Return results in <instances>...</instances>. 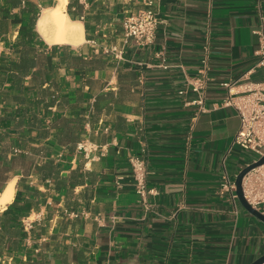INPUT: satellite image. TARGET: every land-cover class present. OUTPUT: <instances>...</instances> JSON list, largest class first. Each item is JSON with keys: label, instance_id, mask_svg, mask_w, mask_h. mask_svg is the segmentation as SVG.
<instances>
[{"label": "crops", "instance_id": "obj_1", "mask_svg": "<svg viewBox=\"0 0 264 264\" xmlns=\"http://www.w3.org/2000/svg\"><path fill=\"white\" fill-rule=\"evenodd\" d=\"M54 0H0V264H251L264 223L221 194L250 163L225 83L264 80V0H67L77 44L36 30ZM206 61V64L203 61ZM205 80L203 105L189 83ZM84 145L89 153L78 150ZM146 166L145 200L130 159ZM264 215V204L258 207Z\"/></svg>", "mask_w": 264, "mask_h": 264}, {"label": "built area", "instance_id": "obj_2", "mask_svg": "<svg viewBox=\"0 0 264 264\" xmlns=\"http://www.w3.org/2000/svg\"><path fill=\"white\" fill-rule=\"evenodd\" d=\"M155 2L156 0H143V9L126 15L122 21L125 37L133 39L140 46H149L154 42L156 28L160 23ZM256 34L264 42V34L262 32ZM261 54L263 58L259 65L264 64V51ZM203 63L206 64V61L204 60ZM223 86L227 88V96L222 105L232 108L239 120V129L232 139L228 152L238 147L256 154L257 159L248 163L247 167L264 157V80L248 83L241 91H235L232 83H225ZM189 87L198 96L194 103L202 106L205 80L195 79L189 83ZM83 149L86 156L89 152L85 150L84 145L79 144L78 150ZM129 162L136 193L145 200L148 194H153V190L146 189V166L139 157H133ZM241 187L245 201L258 210V207L264 204V164L247 172L242 178ZM220 191L221 194L229 195L232 201L237 200L235 183L227 175L222 178Z\"/></svg>", "mask_w": 264, "mask_h": 264}, {"label": "bare ground", "instance_id": "obj_3", "mask_svg": "<svg viewBox=\"0 0 264 264\" xmlns=\"http://www.w3.org/2000/svg\"><path fill=\"white\" fill-rule=\"evenodd\" d=\"M53 7L43 10L36 21V30L50 45L77 44L82 40L80 23L72 21L66 13L67 0H54ZM12 184L0 199L3 208L12 198Z\"/></svg>", "mask_w": 264, "mask_h": 264}, {"label": "water", "instance_id": "obj_4", "mask_svg": "<svg viewBox=\"0 0 264 264\" xmlns=\"http://www.w3.org/2000/svg\"><path fill=\"white\" fill-rule=\"evenodd\" d=\"M264 164V157L260 158L258 161H256L255 163H251L249 166L245 167L244 169H242L239 174L237 175L234 183H235V193L237 196V199L240 203V205L248 212L250 213L252 216H254L256 219L260 220L261 222L264 223V215L261 214L258 210L252 208L243 198V194H242V187H241V182H242V178L243 176L249 172L250 170L261 166ZM264 263V255H262L261 257H259L258 259H256L253 263L251 264H263Z\"/></svg>", "mask_w": 264, "mask_h": 264}, {"label": "rangeland", "instance_id": "obj_5", "mask_svg": "<svg viewBox=\"0 0 264 264\" xmlns=\"http://www.w3.org/2000/svg\"><path fill=\"white\" fill-rule=\"evenodd\" d=\"M235 148H238V147H234V149ZM239 149V148H238ZM241 150V149H240ZM244 154H245V156H247L249 159H251V160H256L257 159V155L256 154H254L253 152H250V151H245V150H241Z\"/></svg>", "mask_w": 264, "mask_h": 264}]
</instances>
